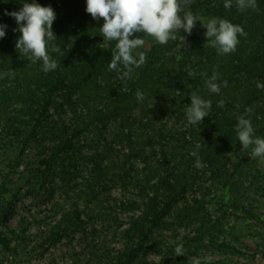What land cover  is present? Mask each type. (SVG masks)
Returning a JSON list of instances; mask_svg holds the SVG:
<instances>
[{"label": "trees", "instance_id": "16d2710c", "mask_svg": "<svg viewBox=\"0 0 264 264\" xmlns=\"http://www.w3.org/2000/svg\"><path fill=\"white\" fill-rule=\"evenodd\" d=\"M46 1L36 0L41 5ZM26 2L31 0H11L5 10L19 11ZM53 3L57 10L54 44L60 52L49 54L58 67L45 73L42 62L21 61L23 56L16 57L15 53L0 67H21V96L30 105V119L21 122L25 129L23 149L36 142L43 148L46 153L39 163L46 177L55 168L60 175L77 169L83 149L88 144L100 146L110 131L116 133V140L129 146L133 158L141 162L134 175L133 164L117 174L104 163L109 147L85 158L91 164L90 196L99 188L111 190L117 183L124 189L130 185L137 189L135 198L119 203L140 209L141 214L132 217L123 229L125 246L116 258L117 264H135L146 255L153 230L196 183V172L205 171L213 183L226 187L232 178H243L253 170L251 162L241 155L239 170L231 174L227 156L242 153L235 132L240 116L251 120L256 136L264 137V90L256 86L257 82L264 83V0H257L255 9L243 12L237 9L235 0L231 9L224 8V0H193L185 9L204 20L225 19L244 28L247 35L239 37L236 50L229 54L218 53L207 43L206 28L200 21L191 35L181 29L178 39L166 45L135 33L131 38L141 36L145 40L136 51H143L147 59L131 78L124 75L123 65L118 66L120 77L117 71L109 70L116 42L104 41L99 28L103 18L94 20L86 12V0ZM5 10L0 13V23L8 25L11 35L20 36L14 31L18 28L15 19L5 15ZM180 35L186 38L183 43ZM213 72L221 85L219 93L209 92L205 84ZM138 90L145 94L142 102L136 99ZM193 94L213 105L210 116L199 126L188 125L185 116ZM221 100L222 107L218 106ZM54 111L57 116L51 117L49 113ZM68 114L71 117L66 119ZM197 158L206 165L204 168L195 167ZM150 176L156 180H149ZM82 224L78 209L66 212L51 240L55 242L58 236Z\"/></svg>", "mask_w": 264, "mask_h": 264}, {"label": "rangeland", "instance_id": "374dc122", "mask_svg": "<svg viewBox=\"0 0 264 264\" xmlns=\"http://www.w3.org/2000/svg\"><path fill=\"white\" fill-rule=\"evenodd\" d=\"M10 2L0 3V13ZM53 2L47 0L42 6H51L57 14ZM6 32L0 39V67L13 53L22 56L16 48L19 36ZM7 68H0V264H117L125 246L123 229L141 214L140 209L119 203L135 198L137 189L117 183L90 196L91 164L85 157L109 147L104 163L117 174L133 164L134 175L141 162L110 131L100 146L88 144L83 149L77 169L60 175L55 168L45 177L39 163L46 153L43 148L36 142L23 149L21 122L30 119V105L21 96V67ZM49 115L57 116L55 111ZM241 155L253 170L243 178H232L226 187L213 183L205 171L196 172V183L153 230L146 255L135 264H196L206 256L214 257L212 264H264V160L252 158L251 147L242 149L241 154L227 156L231 174L239 170ZM76 209L83 224L51 240L59 220ZM178 245H183L185 255H175Z\"/></svg>", "mask_w": 264, "mask_h": 264}, {"label": "clouds", "instance_id": "9594fccd", "mask_svg": "<svg viewBox=\"0 0 264 264\" xmlns=\"http://www.w3.org/2000/svg\"><path fill=\"white\" fill-rule=\"evenodd\" d=\"M8 2L9 0H0V3ZM192 3L193 0H86V12L94 20L103 18L104 22L99 28L104 41L116 42L108 65L109 70L119 71L118 66L123 65L126 69L124 75L131 78L133 71L146 63L145 53L136 51L144 46L145 40L141 36L131 38L135 33L146 34L156 43L166 45L170 40L178 39L181 29L191 35L197 21L206 28L207 43L216 48L218 53L234 52L240 43L239 37L247 35L244 28L225 19L204 20L190 10H185L190 8ZM235 4L237 9L243 12L249 8L255 9L257 0H235ZM223 6L231 9L233 0H224ZM5 15L15 19L18 28L14 31L21 33L16 42L19 53L32 63L42 62V70L45 73L55 70L58 67L57 62L49 54L60 52V48L54 44L57 39L53 31V22L57 18L54 9L31 0L23 3L19 11L5 10ZM7 27V24L0 23V39L6 36ZM185 39V36H179L180 43ZM217 81L218 75L215 72L205 79L209 92H220L221 85ZM256 86L264 90V83L257 82ZM190 97V106L185 111L186 121L188 125L199 126L205 117L210 116L213 105L210 100H205L199 95L193 94ZM136 99L142 102L145 94L138 90ZM223 103V100L219 101L218 106L222 107ZM235 132L242 149L251 147V157L264 160V137L255 135L250 119L240 116L235 125ZM196 147L198 149L200 146ZM205 166L197 158L195 167L201 169ZM174 251L175 255L186 254L183 245L176 246ZM213 260L214 257L206 256L196 264H212Z\"/></svg>", "mask_w": 264, "mask_h": 264}]
</instances>
